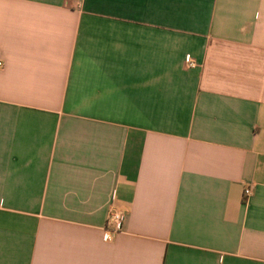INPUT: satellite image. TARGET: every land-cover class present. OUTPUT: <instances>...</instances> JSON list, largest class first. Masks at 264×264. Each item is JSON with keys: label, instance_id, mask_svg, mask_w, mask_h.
<instances>
[{"label": "crops", "instance_id": "0c3cea01", "mask_svg": "<svg viewBox=\"0 0 264 264\" xmlns=\"http://www.w3.org/2000/svg\"><path fill=\"white\" fill-rule=\"evenodd\" d=\"M0 61V264H264V0H0Z\"/></svg>", "mask_w": 264, "mask_h": 264}, {"label": "built area", "instance_id": "2783aa9c", "mask_svg": "<svg viewBox=\"0 0 264 264\" xmlns=\"http://www.w3.org/2000/svg\"><path fill=\"white\" fill-rule=\"evenodd\" d=\"M186 61L187 62L190 61L189 56L186 57ZM1 66H2V61H0V67ZM244 194L247 196L250 195L251 194L250 188L244 189ZM125 219H126V214L121 210L110 212L107 218L106 226L103 231V235H102L103 239L109 241L114 237L115 234L121 232L123 229Z\"/></svg>", "mask_w": 264, "mask_h": 264}]
</instances>
